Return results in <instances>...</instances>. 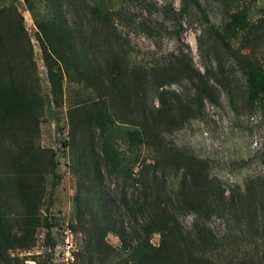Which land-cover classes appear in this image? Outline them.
Listing matches in <instances>:
<instances>
[{
	"label": "rangeland",
	"instance_id": "1",
	"mask_svg": "<svg viewBox=\"0 0 264 264\" xmlns=\"http://www.w3.org/2000/svg\"><path fill=\"white\" fill-rule=\"evenodd\" d=\"M74 2L71 13L86 24L82 0ZM93 2L108 18V25L104 29L102 21L95 20L90 26L103 29L119 69L101 88L65 73L54 97L36 26L37 21L52 17L47 0H0L8 21L16 30L20 18L19 34L27 37V51L17 56V62L24 65L21 81L30 84L41 104L32 140L33 147L40 150L38 168L47 169L43 182L37 185L30 180L29 184L39 190L34 193L38 200L33 216L40 222L46 218L50 224L47 229L35 226L34 244L29 249L14 239L22 236L14 226L11 232L15 236H8L13 243L8 255L20 264H130L128 252L114 233L93 237L88 229L70 227L71 223L77 225L74 195L78 178L91 176L85 164L86 158H94L100 160L101 168L92 181L94 189L89 183L83 189L89 206H96L95 192L104 198L107 210L122 192L137 200L147 192L145 202L149 203L157 202V195L174 202L179 179L186 173L185 188L192 181L199 185L198 196L205 199L198 200L208 217L183 206L174 208L175 215L188 230L192 222L210 229L203 252L212 263L264 264V109L249 98L247 83L251 68L264 72V0H90ZM235 13L245 15L243 26L234 23ZM11 41L23 50V38ZM176 59L190 65L193 73L178 69ZM196 84L213 100L196 98ZM163 91H173L188 108L177 122L172 113V119L157 114V95ZM102 100L114 122L104 131L90 123L76 126L75 110ZM78 130H86L91 143L89 139L78 141ZM11 133L0 129V207L4 205L1 210L13 219L23 208L20 198L17 201L14 196L15 172L6 163L12 154L25 152L27 139H16ZM107 154L111 159L106 160L117 166L116 173L105 171L102 158ZM9 169L12 174L6 173ZM5 197L6 204L2 202ZM163 204L164 200L158 208ZM117 214L128 223L125 209ZM159 238L152 234L150 243L157 246Z\"/></svg>",
	"mask_w": 264,
	"mask_h": 264
},
{
	"label": "trees",
	"instance_id": "2",
	"mask_svg": "<svg viewBox=\"0 0 264 264\" xmlns=\"http://www.w3.org/2000/svg\"><path fill=\"white\" fill-rule=\"evenodd\" d=\"M25 1L28 2V0ZM97 2L91 4L90 0H82V4H84L82 11L87 16L86 24L78 15L75 18V12L71 13L72 6L75 4L74 0H47L52 17L46 21L36 22L42 59L54 97L61 90L59 81L65 73L67 76L74 74L75 79L101 88L100 86L104 84L110 74L119 69L117 55L103 37V29L101 27L95 29V26H90L95 20L102 21L105 25L104 29L108 25V18ZM233 21L235 24L243 26L246 22L245 15L235 13ZM20 30H22L20 18L15 30V26L8 21L0 9V129L10 130L11 135L16 139L22 136L27 139L26 145L23 147L25 152L19 150L18 153L12 154L6 163V165L10 164L13 173L15 172L13 175L14 196L17 201L20 198L23 209L16 218L12 219L6 217L2 211L4 205L0 207V264H20L7 253V250L13 245L8 236H15L11 232L14 226L22 233V236L14 239L18 240L24 249H29L34 244L35 226L39 225L47 229L50 225L46 218L40 222L33 216L35 203L38 200V196L34 193L39 190L34 189V191L29 181L33 180L39 185L43 182L47 169L38 168L41 159L40 150L38 146L33 147L32 138L36 136V121L41 104L38 103L40 101L34 95L35 93L30 90V84L21 81L22 77L20 76L24 74V65H18L17 56H20L21 52L27 51L24 45L27 37L19 34ZM13 37L23 38V50L16 46L15 42L12 43ZM103 47L108 50H104ZM174 65L184 72L193 73L190 65L183 63L184 67L179 59L174 61ZM195 73L198 74V72ZM195 77L200 81L198 76L195 75ZM157 83V86L160 87L159 81ZM247 83L250 87L249 98L256 100L258 105L264 109V72L262 69L251 68L247 74ZM194 86L193 93L196 98L207 97L210 101L213 100L202 85ZM157 100L160 104L157 114L171 118L172 113L176 115L173 116L174 122H177L176 118H181L188 113L185 103L183 104L173 91L160 92L157 95ZM105 103V100L90 102L77 108L72 114L76 126L82 127L90 123L104 131L106 127L110 126L109 123H113L115 120V117L107 113ZM79 132L78 141L89 139L90 142L92 140L88 137L89 133L86 130ZM106 159H111L108 154L102 158L105 171L111 174L116 173L117 166L112 165L111 161ZM86 161L85 171L91 173V176H87L85 180L78 178L74 195V217L77 225L71 223V228L75 229L76 226H80V230L88 229V235L93 237L108 232L114 233L119 238L122 248L128 252L130 264H213L211 257L206 256L203 252L208 247L210 229L205 228L204 224L192 222L190 230H188L180 225L175 215L174 208L183 206L202 218L208 217V213L202 209L203 202L198 200L200 198L198 195L201 192L199 185L192 181L190 186L185 188L186 173H183L179 179L181 181L180 190L177 194L178 199L174 202L165 195H157L155 191L153 192L157 195V202L151 201V203L145 202L149 196L147 192H142L143 197L138 200L137 197L133 198L126 192H122L119 199L107 210L104 198L101 199L98 192L94 193L96 196L95 207L89 206L86 202L84 197L86 190L83 191L85 184L89 183V186L94 189L92 181L98 178L101 168L100 160L98 162L94 158H86ZM11 169L6 173L12 174ZM162 196L165 198L162 199ZM163 200L165 204L159 209L158 206ZM2 202L6 204V197ZM0 204L2 205L1 202ZM121 208L127 211L126 215L129 217L127 224L117 218V210ZM6 211L11 210L6 209ZM154 233L160 236L157 246L150 243V237ZM192 236L195 241L191 238ZM200 252H202L200 255L196 254ZM202 254L204 256H201Z\"/></svg>",
	"mask_w": 264,
	"mask_h": 264
}]
</instances>
